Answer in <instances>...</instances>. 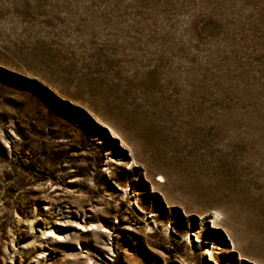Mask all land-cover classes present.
<instances>
[{"label":"rangeland","instance_id":"1","mask_svg":"<svg viewBox=\"0 0 264 264\" xmlns=\"http://www.w3.org/2000/svg\"><path fill=\"white\" fill-rule=\"evenodd\" d=\"M0 264H264V0H0Z\"/></svg>","mask_w":264,"mask_h":264}]
</instances>
